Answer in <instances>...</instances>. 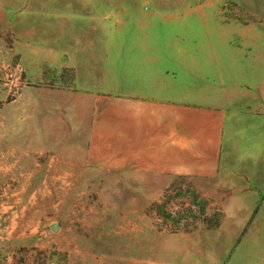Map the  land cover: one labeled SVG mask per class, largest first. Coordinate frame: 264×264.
I'll return each mask as SVG.
<instances>
[{
	"label": "rangeland",
	"instance_id": "obj_1",
	"mask_svg": "<svg viewBox=\"0 0 264 264\" xmlns=\"http://www.w3.org/2000/svg\"><path fill=\"white\" fill-rule=\"evenodd\" d=\"M78 4L81 16L92 6H140L197 30L202 24L223 31L240 62L238 87L227 91L240 97L226 150L237 173L227 181H165L82 168L81 139L61 144L72 121L64 112L72 104L66 96L71 73L22 65L20 50L0 27V264H72L77 253L264 264V0H183L175 9L150 0Z\"/></svg>",
	"mask_w": 264,
	"mask_h": 264
},
{
	"label": "crops",
	"instance_id": "obj_2",
	"mask_svg": "<svg viewBox=\"0 0 264 264\" xmlns=\"http://www.w3.org/2000/svg\"><path fill=\"white\" fill-rule=\"evenodd\" d=\"M78 2L0 0V27L20 50L22 65L71 73L66 96L72 104L64 112L72 121L61 144L82 141L81 167L165 181L234 178L226 150L240 97L227 91L238 87L240 62L223 31L202 24L197 30L140 6H92L81 16ZM20 8L29 11L16 17ZM72 264L176 263L77 253Z\"/></svg>",
	"mask_w": 264,
	"mask_h": 264
},
{
	"label": "water",
	"instance_id": "obj_3",
	"mask_svg": "<svg viewBox=\"0 0 264 264\" xmlns=\"http://www.w3.org/2000/svg\"><path fill=\"white\" fill-rule=\"evenodd\" d=\"M52 230H55V227L54 226L52 227Z\"/></svg>",
	"mask_w": 264,
	"mask_h": 264
}]
</instances>
